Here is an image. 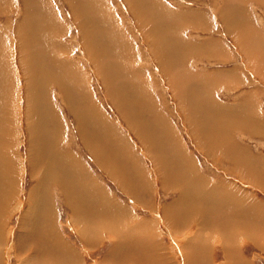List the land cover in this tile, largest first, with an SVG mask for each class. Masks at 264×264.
<instances>
[{"label": "rangeland", "instance_id": "rangeland-1", "mask_svg": "<svg viewBox=\"0 0 264 264\" xmlns=\"http://www.w3.org/2000/svg\"><path fill=\"white\" fill-rule=\"evenodd\" d=\"M6 1L8 0H4V2ZM46 1L48 4H42L41 6L43 9L41 8V11H43V14H45L46 10L53 12L52 14L56 17L60 24V28L50 24L49 32L47 34L43 32V35L46 38L48 34L58 33L57 40L61 45H59L60 54L65 56L64 58L68 62H71V64H69L70 66L72 65V67L81 72V78L78 77L76 79L78 81L77 87L79 90L83 88L85 90L87 89L89 96L95 101L93 102L98 105V108L107 119L109 129V125H111L112 130L107 129L111 135L114 131V136L112 135L114 139H116L119 132L120 140L117 139L119 141L116 144H121L119 150H121L120 152H122L121 154L124 157L121 156V159H118L117 152L111 155V157L108 155V158L103 159L104 161L102 162L95 157L91 150V139L89 137L80 136L79 134L78 118L80 115H76L71 100L64 94L60 85L56 81L50 82L47 86L46 94H48V96L46 95V98L50 104L49 106H51L50 112L57 115L60 124H55L54 127L55 134L57 135L55 143L59 144L58 148L64 151V155H66V153H71V159L74 157L75 159L73 160L77 161L75 162L76 164H78L79 160V165L83 168L81 172L82 176L85 177H83V180L86 179L85 181H89L87 183L94 185L93 188H90L91 192L88 191L94 194L90 199L96 200L99 196L98 202L93 201V204L95 202L93 207H97L93 210L94 214L97 215V217H95L96 215L94 217L100 218L97 221L99 226L96 223L97 225L93 228L95 234L92 231L93 233L87 232V234L89 233V235H87L81 230L82 225L78 215L82 213L80 210L81 208H87L90 205L86 207L87 202H83L81 200L82 197L81 199L77 197V195L80 196L82 194L80 189L78 191L77 188H74L76 186L78 187L81 180L74 181L75 178L68 176L69 173L65 171L67 167L63 166L65 176L68 182L71 183L70 188L73 190L67 189L66 186H64L65 183L60 187L56 179V183L47 186V189H49L48 191L46 189L44 190L49 199V205L52 207L51 210H53L52 216L54 215V218L52 216L50 217L49 224L51 225L54 221L52 227L54 226L53 228H55L57 238L61 239L64 244L66 243L65 245L68 247L65 250L66 252L64 251L63 253V256H66V260L68 259L69 263L73 262L72 264H264V232H262L264 231V0H158L160 2L159 4L166 8L169 14L171 13V18L173 15L191 16L195 14L198 18L204 20L202 21V19H199L198 21L196 17L197 19L195 21L193 20L196 24L193 21H189V24L185 22L184 25L176 26V28L172 26L173 33L175 34L178 32L181 36L179 37L177 34L179 41H185V44L189 43L187 47L192 48V46L201 45L203 48L205 44L206 49H204H211L209 53L212 54V57L208 55V53L200 54L201 52H198L199 55L197 51L194 50L192 51L193 53L187 54L186 59L182 61L184 63L177 61V64H175L176 61H174L170 68L178 71L177 69L183 66L190 76L198 75L197 77L201 79L209 78L208 83L202 81L201 83L203 85L211 84L212 90L209 98L211 97L212 102L214 101L213 107H221V109L225 111L222 110V115L224 114V120L222 121L228 126H222L223 129H221V132H223L224 136L227 138L226 147L220 142H217L218 146L212 145V143L209 142L206 144L208 146L203 147L200 145L199 139L196 138L195 129L200 133L201 126L198 125L194 127L189 122L187 114L184 115L183 110H181L178 99V96L181 97L182 94L186 93L185 88H190L191 90L194 89V85L197 86L198 84H195L196 82L192 80L191 82L189 80L185 81V79L179 81L183 79L180 75L182 73L174 75L173 77L171 73L173 70L171 72L168 71V73L164 72L159 61V56L153 50L152 40L149 39L150 37L146 36V33L143 31V25L139 22V19L136 18L129 1L102 0L107 10H109L108 13L109 15L111 14L110 17L113 19L117 29L121 32L125 40L128 41L125 42L129 48L131 66L142 78L141 82L152 99L155 112L160 118L161 123H159L161 128L167 130L168 127H170L173 132V135L170 136H175L173 137L174 143L176 138L177 143H180L181 147L183 146L182 148L190 154L191 159L194 161V172H189L191 166L187 165L188 162L185 161L184 168H186V170L189 168L187 172L190 173V175L187 173V176H184L186 185H182L181 183L174 185V182H177L176 180H178V178L169 177L170 172H168L165 158H162L164 166H162L161 160L157 162L156 159H154V155L151 152L153 151L155 154L156 151L157 154L161 156L163 143L158 141V143L161 144L159 149V144H157V141H154L153 144L156 143L154 144L156 145L155 150V146L152 143L148 145L147 142H143L139 135L127 124L126 118L119 112L113 102H116V100H113V97L111 98L108 94L109 92H107L106 86H104L105 83H103L104 81L101 74L100 76L98 75L99 72L93 61H91L92 59L85 48L86 45L82 31H80V26L84 25L81 23L79 24L76 19L77 16L72 13L73 11L68 1ZM8 5L6 10L0 13V34L4 36L7 46L0 47V55H3L9 50L10 52L16 53L15 60L17 61L15 63L18 77L17 84L19 86L18 93L20 96V101L18 102L19 114L17 116L19 118L18 122L20 129L17 139L18 147L16 151L12 152L11 156H13V158L17 156V159L21 162V171L19 190H17V193L7 195L5 198H2L0 202L6 205L7 209L8 207L10 208V213L7 212L4 216L6 222H4L2 226L3 237L0 239V258H2V260L0 264H27L26 254L28 252L27 250H23L22 246H19V239L25 230V226L28 225L31 227L30 222L26 224V217H28L30 212L27 211L30 210L29 198L33 193L37 192L40 186H38V179L33 173L35 170L29 168L31 167L30 160L33 159L30 157L31 155H29L31 150L27 143L28 129L25 121L26 118H24L26 117V100H24V97H26V86L24 84V77L20 71L21 67L17 59L16 48L18 47V42L16 41L17 38L15 33L21 20V14L25 10L24 1L9 0ZM150 12L154 14L153 12H155V9L151 8ZM46 18L47 16L45 19ZM138 23H140V25ZM163 23H165V21H162L160 25ZM179 29L180 31H178ZM167 35L170 37L173 34L171 35L169 32ZM242 47H247L246 50L248 49V55ZM171 77L174 79L178 77V83L175 85L176 92L173 88V79H171ZM213 78L215 81H213ZM121 79L122 77H119V81H116V83H121L123 80ZM13 82L16 84V81ZM88 93L81 96L83 105H85V101L88 98ZM195 94L198 95V93ZM185 95L186 94H184V96ZM208 103L209 102L206 101L205 105ZM81 110L83 113L82 122H84V119H87L92 113L89 114L80 105V111ZM146 114L145 112L144 115ZM91 116H93V114ZM211 117L206 115L208 119ZM54 118L53 115L52 119ZM233 121L235 123H233ZM243 121L248 127L242 124ZM224 136L223 138H225ZM49 143L53 144L54 142L52 140ZM145 144L151 147V152L149 147L145 148ZM164 145H167V143H164ZM210 146H213L212 149H208ZM218 147L220 148L218 149ZM164 148L166 149L165 146ZM213 148H215L214 150L216 151H214ZM27 149H29V154L27 153ZM178 150L179 149H176L177 152ZM219 150L222 151V153H219ZM216 152L218 158L216 157ZM61 160L66 162L67 158H61L59 160V163L63 165ZM109 162H111V166L108 165ZM105 163H107V165ZM114 166L117 169H115ZM175 168L178 170L176 166ZM115 170L118 171L117 174ZM199 173L205 177L206 180L202 182V186H197V190L193 189V193H188L191 195L190 198L197 197L199 201V208L196 203L192 206L193 210L190 211L191 215L198 216L199 213L201 212L202 214L203 211L208 214L209 211L207 210H210L209 205L216 210L221 208L222 212H219L220 215L228 210V214L226 212V215H235L232 217L233 219H229L231 222H236L231 223L232 228L234 224L236 228L238 227L237 229L240 230L242 227L246 228L250 226L249 228H251L252 231L255 229L254 232H256V235L252 234L253 236H251L250 233H246V235H244L245 233H240V236L238 235L232 243L225 242L220 238L217 232H214L215 235L213 232H210L212 231L210 226V228H201L196 217L190 220L191 218L186 212L187 210L189 211L190 207H188L187 204L178 203L177 200L181 197L180 195L183 187L188 186V188H192L193 184H195L193 176L194 174L199 175ZM55 176H57V174H55ZM178 177H183V175L180 174ZM119 179L120 181L118 182L117 180ZM220 180L222 182H220ZM121 181L123 182L121 183ZM214 181L218 182L217 187L219 186V188L226 189L229 192V198L232 200L240 198L245 194L244 196L246 199H241L242 202L239 203L241 209L236 204L231 203L232 205H225L223 201L215 203V205L213 204L214 206L212 205V199L216 200V196H219V194L217 191L215 192L214 188H212L214 193L213 191H209L206 186L209 188L216 186ZM84 183L87 184L86 182L82 184ZM130 184L132 185L130 186ZM98 188L102 190V193L105 192V194H100ZM67 190L70 192L75 191V195L77 194L74 202L75 208L71 204L70 206L68 205L70 202L67 203ZM185 190L187 191V189ZM2 201H6V203ZM236 201L238 202L237 199ZM99 202L105 203L104 206L107 209V213L104 212V209L98 211V209H101L100 206L96 205ZM112 203L115 204V207H113ZM218 204L222 205L220 206ZM109 205L112 206L110 207ZM222 206H224L223 208L225 211H223L224 209ZM73 208L76 214L72 212ZM201 208L202 210H200ZM250 208L252 209L250 210ZM86 210H83L84 212L82 214L86 213L87 216L88 214L91 215V212H89V210L86 212ZM102 212L104 213L101 214ZM108 213H110L111 216ZM214 213L217 214V212ZM104 214L106 215L105 218ZM201 214L200 217L203 219ZM208 215L210 216L212 214L209 213ZM223 215L226 216L225 213ZM6 217L8 219H6ZM115 217H117V219ZM200 217H198V219H201ZM111 219L115 221H111ZM254 221L256 224L258 223L257 226L254 225ZM104 222L106 223L105 225ZM113 222L121 225L120 228L124 230L123 234L121 233L122 230H118L119 235L117 234L116 236V234L109 231L110 228H104L105 226L114 224ZM100 223H102L101 226ZM214 223L219 224L218 220ZM102 225H104V227ZM80 226L81 228H79ZM254 226L256 228H252ZM97 227L98 229H96ZM258 232L259 234H257ZM127 233L129 237H127ZM91 239L94 240L92 241ZM33 240L34 239H28L27 241L28 245L31 244V247L40 248L39 251L36 252L40 259L37 263L43 262L47 258L56 259L58 257L57 253L54 255L53 252L47 248V245H49L47 242H43V245L42 242L38 241L39 243H34L35 241ZM115 242L117 243V249L113 250ZM53 245L56 246V244ZM194 245H198L196 248L197 250ZM227 245L229 249L226 247ZM159 247L160 250H158ZM68 249L74 253L76 257L75 261L73 257H70L71 252L68 251ZM130 251L133 256H131L132 254ZM58 258L62 259V257ZM76 259L81 260L80 263H78L79 260ZM28 264H33V262Z\"/></svg>", "mask_w": 264, "mask_h": 264}, {"label": "bare ground", "instance_id": "bare-ground-1", "mask_svg": "<svg viewBox=\"0 0 264 264\" xmlns=\"http://www.w3.org/2000/svg\"><path fill=\"white\" fill-rule=\"evenodd\" d=\"M23 1H24L25 10L21 14L22 15L21 20L18 24V27L16 28L17 30L15 33L16 38H17L16 41L18 42L17 43L18 47H16L17 48V59H18V62L20 63L19 64V66L21 67L20 71L24 77V81H25L24 84L26 86V97H24L25 98L24 100H26V105H25L26 106L25 107L26 117H24V118H26L25 121H26L27 129H28L27 143L29 144L30 150H31V152L29 154L28 153L29 149H27V153L29 155H31L30 157H32V159H33V160H30L31 167H29V168H32L33 170H35V172H33V173L36 175V177L38 179V184H39L38 186H40V187L37 189V192L33 193V195L30 196V198H29L30 199V201H29L30 210H27V211H30V212H29L28 217H26V216L25 217L27 218L26 224H28V222H30L31 227H29L28 225L25 226V228H24L25 230L23 231L22 236L19 239V241H20L19 246H22V249L27 250V252H28L26 254L27 264L30 262H33V264H52V261H53V264H64V263L65 264H72L73 262L69 263V260L68 259L66 260V258H65L66 256H63L64 251L68 247H67V245H65L66 243L64 244V242L61 239L57 238V233L55 232V228H53L54 226L52 227V224L54 223V221L51 225L49 224V222H50L49 219H51L50 217L53 214V210H51L52 207H50V205H49V199H48L47 194L44 190L46 189L48 191L49 189H47V186L49 184L56 183L55 179H56V181H58L57 184L60 187H62L63 184L65 183L64 186H66L67 189H70V190L72 189V188H70L71 183L68 182V179L65 176V173L63 171L64 167H67L65 171L69 173L68 176H72L73 178H75L74 181H76V180L80 181L81 180L80 181L81 183H79L78 187L76 186L74 188H77L78 191L80 189L82 196L81 195L79 196L77 194L76 195L78 198L80 197L79 199H81V197H82L81 200L83 202L84 201L87 202L86 207L88 205H90V206L87 208L84 207L83 209L81 208L80 210L83 213L86 209L89 208L88 210H89V212H91L90 213L91 215L88 214V216L86 213L82 214L81 212H80L81 214L79 213L80 215H78V218L80 219L79 221L82 225L81 230L85 234H87V232H92L93 228L97 224L99 226V223H97V221L100 218H95V217H97V215L94 214V211H93L94 209L97 208V207L96 208L93 207V205H95V202L93 204V201L98 202L99 196L97 197V195H96V197H97L96 200L90 199L94 196V194L89 193V192H91L90 188L91 187L93 188L94 185L87 183L89 181H85L86 179L83 180L84 176H82V173H81L83 168H81V166L79 165L80 164L79 160H78V164H76L75 162H77V161L73 160L75 158L72 157V159H71L70 155H72V154L66 153L67 152L66 151L65 152L66 155H64L63 154L64 151H62L58 148L59 144L55 143V141L57 139V135L55 134V128L54 127H55V124L56 125H60V124H59L57 115L55 113L52 114L50 112L51 106H49L50 104L46 98V95L48 96V94H46V90H47V86L49 85V83L56 81L60 85V87L62 88L64 94L71 100V102L73 104V108H75L74 110L76 111V115H80L78 118L79 129H80L79 134H80V136H83V137L85 136L87 138L89 137L91 139V141H92L90 144L92 146L91 150L93 151L95 157L100 162L104 161L103 159L108 158V155H110V157H111V155H114L116 152L118 154V159H121L120 157L122 156V154H121L122 152H120L121 150H119V146H121V144H116L120 140L119 139L120 135H119V132L117 131L118 135H117L116 139H114V137H113L114 131L112 132L113 136L109 132V130L111 129V125H109L110 126V129H109L108 128L109 123L107 124V122H108L107 119L105 118V116L103 115L101 110L98 108V105L94 103L95 101L91 99V97L89 96V93L87 92V89L85 90L83 88L82 90H79V88L77 87L78 81L76 79L78 77L81 78V72L78 71V69H75L74 67H72V65L70 66L69 64H71V62H68L64 58L65 56L60 54V46L61 45L58 43V40H57L58 33L48 34V37H46V38L43 35V32L45 34H47L49 32V28H50L49 25L50 24L60 28V26H59L60 24L58 23L56 17H54V15L52 14L53 12L46 10V12H45L46 15H45V14H43V11H41L43 9L41 5L42 4L47 5L48 4L47 1L46 0H23ZM67 1L72 8V11H73L72 13L75 16H77L76 19L78 20L79 24L81 23L82 25H84V26H80L81 27L80 31H82L83 39H84V42L86 45L85 48H86L87 52L89 53L90 58L92 59L91 61H93V63L95 64V66L99 72L98 75L100 76V74H101V77L104 81L103 83H105L104 86H106L107 92H109L108 94L110 95L111 98L113 97V100H116V102L115 101H113V102L115 103L119 112H121L123 117L126 118L127 124H129L131 126V128L135 131L136 134L139 135L140 139L143 142H147L149 145V143L153 144L154 141H157V144H159L158 145L159 149L161 147L160 146L161 144L158 143V141L163 143L162 144V150H161V152H162L161 156L159 154H157L156 151L154 154V152L151 150V147L146 145V144H145L146 145L145 148L149 147L150 152L152 151L151 153L154 155V159H156L157 162H159L161 160L162 166H164V164L162 162V158H165L167 168H168V172H170L169 177L178 178V180H176L177 182H174V185L178 184V183L179 184L181 183L182 185H186V180H185L184 176L185 175L187 176V173H188L187 171L189 168L187 170H186V168H184L185 167V161L188 162L187 165L191 166L189 172L190 171L194 172V169H193V168H195L194 167V161L191 159L190 154L184 148H182L183 146L181 147V144L177 143L176 138H175V143H174L173 137H175V136H173V137L170 136V135H173V132L170 129V127L167 126L168 127L167 130L161 128L160 118L158 117V115L155 112V108H154L152 99L148 95L147 90L145 89V87L143 86V84L141 82L142 78H141L140 74L138 72H136L131 66L129 48L127 47L128 45L126 43L128 41L125 40V38L122 36L121 32L117 29L113 19L110 17L111 14L109 15V13H108L109 10H107L105 3L102 0H67ZM128 1L130 3L131 9L135 13L136 18H138L139 22L143 25L144 30L143 29L142 30L146 33V36L150 37L149 39L152 40L153 50L158 54L159 61L161 63V66H162L164 72L168 73V71L171 72L173 70L171 72L173 74V77H174V75L182 73L180 75L182 76L181 78H183V79H180L179 81L185 79V81L189 80L191 82V80H192L193 82H196L195 84H198L197 86L194 85L195 86L194 89H191V90H190V88H185L186 93H184V94H186V95L184 96V94H182L181 97L178 96V99H179V105L181 106V110H183L184 115L187 114L189 122L194 127H197L198 125L201 126V129H200L201 134L198 133L199 131H197L195 129V134L197 135L196 138L199 139L200 145L205 147V146H208L206 144H207V142H209V143H212V145L214 144L215 146H218L217 142H220L221 144H223L226 147L227 138H226V136H224V133L221 132V129H223L222 126H228L222 121V120H224V118H223L224 114L222 115L223 109H221V107H215V108L213 107L214 101L212 102L211 97L209 98L211 90H212L211 84L210 83L208 84L210 86H208L207 84L206 85L204 84L205 85L204 86L201 83V81L208 83L209 78H202L201 79V78L197 77L198 75L190 76L189 73L187 72L186 68L184 69L183 66H180V69H177L178 68L177 67L176 69L178 71L174 70L173 68H170L174 61H176L175 64H177V61L182 62L184 59H186L187 54L189 55V53L190 54L193 53L192 51H194V50H196L197 53L201 52L200 54L208 53V55H210L212 57V54L209 53V51L211 49L207 47L210 50H205L206 49L205 44L203 45L204 46L203 48L201 47V45H197L194 47L192 46V48L187 47L189 43L185 44V41L183 42L181 40H180L181 41L180 42L179 37H181V36L178 34V32H176L175 34L173 33V27L176 28V26H181L182 24L184 25L185 22L189 24V21H193V20L195 21L198 18V16L195 14H193L191 16H188L187 14H186L187 16H185V15L184 16H178V15H173L174 14L173 13L172 14L173 16L171 18V15H170L171 13L169 14V11H167L166 8L161 6L159 4L160 2L158 0H128ZM41 2H43V3H41ZM8 3H9V0L6 2H4V0H0V13H2V11L6 10V7L9 6ZM151 8L155 9V12H153L154 14H151V12H150ZM223 15H224V13H223ZM46 16H47V18L45 19ZM167 16H168V18H167ZM225 17H223V18H225ZM170 18H171V20H170ZM199 19H202V18H198V21H199ZM229 19H228V21H229ZM225 20H227V19H225ZM43 21H45V22H43ZM162 21H165V23L160 25V23ZM202 21H204V20L202 19ZM140 23H138V24L140 25ZM226 25H228V24H226ZM175 30H177V29H175ZM178 31H180V29ZM169 32L171 33V35L173 34L170 37L168 36L169 34L167 35V33H169ZM231 32L233 34L232 30H231ZM177 34L179 35V37ZM4 39H5L4 36L0 35V47L1 46L7 47L6 43H5L6 41ZM218 47H219V45H218ZM246 48L242 47V49L245 52L248 51V49L246 50ZM10 49H12V48H10ZM66 50H67V48H66ZM248 53L249 52H247V55H248ZM15 54H16L15 52H10V50H9V51L5 52L3 55H0V56H2V57H0V202H1L2 198H5L7 195L17 193V190H19L18 188H19V179H20V171H21V162L19 161V159H17V156L15 158H13V156H11L12 152L16 151V148L18 147L17 139L19 137L18 131L20 129V125L18 122L19 118L17 116L19 114V103L18 102L20 101V96L18 93L19 86L17 84L18 77H17V69H16V63H15L17 60H15V58H16ZM182 63H184V62H182ZM177 66H179V65H177ZM171 73H169V74H171ZM119 77H122L123 80L121 79L122 80L121 83H118V82L116 83V81H119L118 80ZM173 77H171V79H173L172 84L174 85L173 88L176 92V86L175 85H176V83H178V80H177L178 77L176 79H174ZM206 77H207V75H206ZM204 79H206V80H204ZM169 80H170V78H169ZM13 81H16V84ZM213 81H215L214 78H213ZM217 81H218V79H217ZM185 87H186V85H185ZM180 90H182V89H180ZM183 90H184V87H183ZM86 93H88V98L85 101V105H83L81 96L85 95ZM195 93H198V95ZM175 94H177V93H175ZM178 95H180V94H178ZM206 101L209 102L207 105H205ZM79 103H81V104H79ZM80 105L89 114H91V113L93 114V116H91L92 115L91 114V115H89V117H87V119L85 118L84 122H82L83 113H82V110L80 111ZM205 106H207V107H205ZM69 108H70V106H69ZM204 108H205V112H207V113L204 112ZM212 111L215 114H208V113H213ZM143 112H144V114H145V112L147 114L144 115ZM53 115L55 117L54 119H52ZM206 115H209L210 117L212 115L213 116L210 119H208V118H206ZM215 122H217V123H215ZM233 123H235V122L233 121ZM242 124H244V121L242 122ZM112 125H113V123H112ZM256 125H257V123H256ZM146 126L148 127L149 130L147 129ZM245 127H248V126L245 125ZM105 129H107L108 131ZM117 132H115V133H117ZM222 135L225 138H223ZM50 137H51V139H50ZM206 138H207V140H206ZM93 139H94V142H93ZM117 139H119V140H117ZM52 140L54 142L53 144L51 143L53 146L49 143ZM164 143H167V145H164ZM196 143H194V144H196ZM154 144H156V143H154ZM54 145H55V147H54ZM154 146H155V148L153 146L152 147L156 150V145H154ZM164 146L166 147L167 150L164 148ZM212 147L213 146H210V148H208V149H212ZM219 148L220 147H218V149ZM176 149H179L178 152L176 151ZM214 149L215 148H213V150ZM214 151H216V150H214ZM220 152L222 153V151L219 150V153ZM214 153H213V155H214ZM223 153H224V150H223ZM227 153H228V151H227ZM126 157H125V159H126ZM216 157H217V152H216ZM61 158H67L66 162L61 160L63 165H61L59 163V160ZM76 160H77V158H76ZM105 164L107 165V163H105ZM108 165L111 166V162H109ZM187 165H186V167H187ZM101 166H103V165H101ZM175 166L178 168V170L175 168ZM82 167H85V166H82ZM106 169H107V166H106ZM108 169H109V167H108ZM115 169H117V168L115 167ZM117 172L118 171L115 170L116 174H117ZM55 174H57V176H55ZM180 174H182L183 177H178V175H180ZM188 174L190 175V173H188ZM72 177H71V179H72ZM114 177H116V176H114ZM193 178H194L195 184H193L192 188H188V186L183 187L181 190V195H180L181 197L177 200L178 203L187 204L188 207H190L189 211L188 210L186 211L187 215L190 216V218H191L190 220H193V218L196 217L197 222L201 225V228H204V227L210 228L211 227L212 231H210V232H213V234H214V232H217L218 235L220 236V238L222 240H224L225 242H231L232 243V241H234V239L237 238V236L240 233H245L244 235H246V233L247 234L250 233L251 236L256 235L255 234L256 232H254L255 229L252 231L251 228H249L250 226H248V225H247L248 227H246L247 229L244 227H242L241 230L237 229L238 227L236 228L235 224H234V227L232 228L231 223L233 221L231 222V221H229V219H231L235 215L234 216L226 215V212L228 210L226 212H224L226 215V216H224L223 215L224 213L222 215L219 214V212L221 211V208L216 210V209L211 208V205H209L210 207L207 205L210 208V210H207V209L206 210L209 211L208 214L209 213L212 214V215H210L211 218L208 214H206L207 212L205 213V211H203L205 214L203 212L201 214V212H200L198 216H192L191 212H190L193 210L192 206H194L196 203V205L198 207L199 201H198L197 197H194L195 199L193 197L190 198L191 195L188 193H193V189H196L197 186L201 185L202 182L206 180L205 177H203L200 173H199V175L194 174ZM117 181L119 182L120 179ZM172 181H173V179H172ZM189 181H191V180H189ZM223 181H224V179H223ZM83 182H86L89 185H87L85 183H84L85 184L84 185V184H82ZM122 182L123 181H121V183ZM220 182H222V181L220 180ZM121 183H119V184H121ZM217 183L218 182H215L216 186L213 185L214 187L209 188L208 186H206L209 191H213L212 188H214L215 192L217 191V193L219 194V196H216V200L212 199V205L213 204L215 205V203H220V201H223L225 203V205H230L232 203V204H236L241 209L239 203L242 202L241 199H243V200L246 199V197L244 196L245 194L244 195L240 194L242 196L240 198H236L238 200V202H237L235 198H234L235 200H232L229 198V194H228L229 192L226 189H221V188H219V186L217 187ZM73 184H75V183H73ZM131 185L132 184H130V186ZM188 185H189V183H188ZM87 187H88V189H87ZM189 187H190V185H189ZM185 189H187V191ZM98 190H99L100 194H105V192L102 193V190H100L99 188H98ZM196 190H195V192H196ZM31 192H32V190H31ZM74 192L68 191V192H66V195L68 198L67 203L70 202V203H68V205L70 206V204H71L75 208L74 202H75L76 195ZM213 193H214V191H213ZM192 196H195V195H192ZM2 202L6 203V201H2ZM88 202H90L91 204ZM246 203H247V201H246ZM104 204L105 203L99 202L96 205L101 207V209H98V211L104 209V212L107 213V209L104 206ZM77 205H76V207H77ZM218 205L221 206L222 204H218ZM109 206L111 207L112 205H109ZM113 207H115V204H113ZM223 207L224 206H222V208ZM251 207H252V205H251ZM74 208L72 209L73 213H75ZM243 208H244V206H243ZM9 209H10L9 207L7 209L6 205H4L3 203H0V239H2V237H3V232H2V230H3L2 226L4 225L3 223L6 222V220H4L5 219L4 216L7 214V212L10 213ZM211 209H213V210H211ZM251 209L252 208H250V210ZM88 210H86V212H88ZM200 210H202V208ZM108 211H110V210H108ZM223 211H225V209ZM76 212H77V210H76ZM104 212H102L101 214H103ZM214 212H217V214ZM95 213H97V212H95ZM101 214H99V215H101ZM108 214H110V213H108ZM200 214L203 217V219L200 217ZM227 214H228V212H227ZM185 215H186V213H185ZM105 216L106 215L104 214V218H105ZM110 216H111V214H110ZM205 216H206V218H205ZM7 217H6V219H8ZM52 217L54 218V215ZM198 217H200L201 219H198ZM115 218L117 219V217H115ZM205 219H206V221H205ZM212 219H214V220H212ZM113 220L111 219V221H113ZM216 220H218L219 224L214 223V222H216ZM106 221H107V217H106ZM105 222H104V225L106 224ZM201 222H202V224H201ZM113 223L114 224H111V225H108L105 227H104V225H102V226L104 228H110L109 231L112 232L113 234H116V236H117L118 230L119 231L122 230L120 228L121 225H119L118 223H115V222H113ZM233 223H236V222H233ZM254 223H255V221H254ZM101 224L102 223H100V226H101ZM215 224H216V227H215ZM257 224L255 223L254 225L257 226ZM238 225H239V223H238ZM239 227H240V225H239ZM79 228H81V226ZM104 228H103V230H104ZM252 228H256V227L254 226ZM96 229H98V227ZM123 231L124 230H122V232H121L122 234H123ZM262 232H264V231H262ZM96 233H97V230H96ZM94 234H95V232H94ZM257 234H259V232ZM87 235H89V233ZM127 235H128V233H127ZM263 235H264V233H263ZM124 236H126V235H124ZM85 237L87 238L86 235H85ZM91 237H92V235H91ZM127 237H129V235ZM202 238H203V235H202ZM28 239H34L33 240V241H35L34 243L47 242V244H49V245H47L48 246L47 248L51 252H53L54 255L57 253L58 257H62V259H60L58 257L56 259H52V258L48 259L47 258L43 262L37 263L40 259L38 258V255L36 254V252H38L40 248L38 249L37 247L36 248L31 247V244L28 245V241H27ZM125 239H126V237H125ZM200 241H202V240H200ZM196 242H197V240H196ZM152 243H151V245H152ZM53 244H56V246H54ZM194 244H196V243H194ZM43 245H44V243H43ZM45 245H46V243H45ZM114 245H115L114 249L112 248L113 250L117 249V243L116 242ZM194 246H195V249L198 247V245H194ZM38 247H39V245H38ZM41 247H42V245H41ZM160 247H161V245H160ZM160 247L158 250H160ZM226 247L228 248L229 246L227 245ZM43 249H45V248H43ZM68 251L71 252L70 249H68ZM130 253H131V251H130ZM161 253H162V251H161ZM226 253H228V252H226ZM131 256H133V254ZM134 256H136V255H134ZM0 257H1V254H0ZM63 257L65 258V260ZM70 257H73V259L75 261L76 257H75L73 252L70 253ZM1 260H2V258H0V261ZM76 260H79V259H76ZM80 261L81 260H79L78 263H80ZM157 261H159V260H157Z\"/></svg>", "mask_w": 264, "mask_h": 264}, {"label": "crops", "instance_id": "crops-1", "mask_svg": "<svg viewBox=\"0 0 264 264\" xmlns=\"http://www.w3.org/2000/svg\"><path fill=\"white\" fill-rule=\"evenodd\" d=\"M1 35V34H0Z\"/></svg>", "mask_w": 264, "mask_h": 264}]
</instances>
